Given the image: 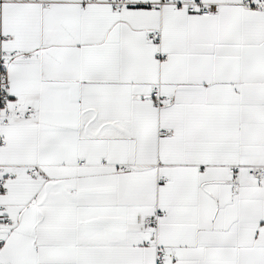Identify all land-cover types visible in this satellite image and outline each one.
<instances>
[{"label": "snow or ice", "instance_id": "6c2138e0", "mask_svg": "<svg viewBox=\"0 0 264 264\" xmlns=\"http://www.w3.org/2000/svg\"><path fill=\"white\" fill-rule=\"evenodd\" d=\"M0 264H264V0H0Z\"/></svg>", "mask_w": 264, "mask_h": 264}]
</instances>
